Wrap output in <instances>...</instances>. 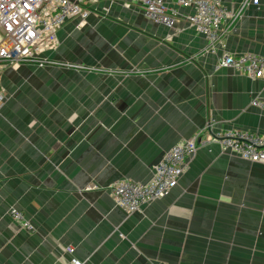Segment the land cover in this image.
<instances>
[{
	"label": "crops",
	"instance_id": "obj_1",
	"mask_svg": "<svg viewBox=\"0 0 264 264\" xmlns=\"http://www.w3.org/2000/svg\"><path fill=\"white\" fill-rule=\"evenodd\" d=\"M223 4L238 16L210 44L185 18L193 8L170 3L180 15L167 27L133 0H97L44 55L81 68L4 71L0 264H264V163L213 138L264 134V107L253 104H264V77L222 64L264 55V0ZM196 137L167 195L132 213L116 205L112 183L148 182L165 153Z\"/></svg>",
	"mask_w": 264,
	"mask_h": 264
},
{
	"label": "built area",
	"instance_id": "obj_2",
	"mask_svg": "<svg viewBox=\"0 0 264 264\" xmlns=\"http://www.w3.org/2000/svg\"><path fill=\"white\" fill-rule=\"evenodd\" d=\"M97 0H0V109L6 94L1 86L4 71L19 64H32L38 67L65 65L81 68L70 63H59L44 55L55 51L59 45L58 31L70 20L80 19L83 23L90 14L92 4ZM145 10L147 17L154 22L173 27L179 12L169 5L174 3L181 8H193V13L185 15L190 26L205 36L210 44L220 38L224 21L236 18L223 4V0H133ZM242 5L259 6L262 0H241ZM222 64L254 78L264 77V55L245 53L239 56L225 55ZM255 105H263L253 101ZM207 128L212 129L209 125ZM214 138L224 149L231 150L242 158L264 163V135L248 131L228 130L214 132ZM197 149L195 140L179 143L163 156L154 167L150 182L138 183L124 180L112 188L113 196L126 211L133 212L144 201L162 197L177 184L183 166ZM11 217L27 231L34 226L25 218L22 211L12 207Z\"/></svg>",
	"mask_w": 264,
	"mask_h": 264
},
{
	"label": "rangeland",
	"instance_id": "obj_3",
	"mask_svg": "<svg viewBox=\"0 0 264 264\" xmlns=\"http://www.w3.org/2000/svg\"><path fill=\"white\" fill-rule=\"evenodd\" d=\"M10 68H11V67H10ZM208 123H209V122H208ZM208 123H207V124H208ZM180 143H183V142H180ZM177 144H179V143H177ZM177 144H175L174 146H176ZM174 146H173V147H174ZM173 147H172V148H173ZM154 167H155V166H154ZM153 174H154V172H153ZM153 174H152V177H153ZM152 177H151V179H152ZM151 179H150L148 182H150ZM124 180H127V179H119V180L115 181L114 183H112V184L110 185L109 188H110V190H111L112 195H113L112 188H113L114 186H116V187L119 186L121 183H123ZM148 182H145V183H148ZM138 183H140V182H138ZM177 183H178V182H177ZM176 185H177V184H176ZM176 185H175V186H176ZM91 188H92V187L89 186V187H87L86 189H91ZM173 188H174V187H173ZM173 188H172V189H173ZM172 189H171V190H172ZM171 190H170V191H171ZM170 191H169V192H170ZM169 192H168V193H169ZM168 193H166L165 195H167ZM165 195H163V196H165ZM163 196H162V197H163ZM113 197H114V196H113ZM162 197H159V198H162ZM159 198H156V199H159ZM156 199H153V200H156ZM114 200H115L116 205L118 206L119 203H118V201L116 200L115 197H114ZM153 200H149V201H144V202H142L139 206H137V208H136L133 212L138 211V210L141 209L144 205H146L147 203L152 202ZM118 207H119V206H118ZM120 208H122V207H120ZM122 209H123V208H122ZM124 210H125V209H124ZM130 213H132V212H130Z\"/></svg>",
	"mask_w": 264,
	"mask_h": 264
},
{
	"label": "bare ground",
	"instance_id": "obj_4",
	"mask_svg": "<svg viewBox=\"0 0 264 264\" xmlns=\"http://www.w3.org/2000/svg\"><path fill=\"white\" fill-rule=\"evenodd\" d=\"M227 67H229V66H227ZM253 101H257L256 99H254ZM207 125H209L212 129H209V128H207V126H206V129L207 130H210L211 132H212V130L214 131V129H213V126L210 124V123H208ZM230 131V130H229ZM236 131H239V130H236ZM214 132H216V133H221L220 131H214ZM214 135V134H213ZM213 138H214V136H213ZM192 140H195L196 141V143H197V149H198V147H199V140H198V137H196V138H194V139H192ZM214 140H216L215 138H214ZM217 142H219L218 140H216ZM220 143V142H219ZM221 145V144H220ZM222 146V145H221Z\"/></svg>",
	"mask_w": 264,
	"mask_h": 264
},
{
	"label": "trees",
	"instance_id": "obj_5",
	"mask_svg": "<svg viewBox=\"0 0 264 264\" xmlns=\"http://www.w3.org/2000/svg\"><path fill=\"white\" fill-rule=\"evenodd\" d=\"M241 131H248V130H241ZM248 132H252V131H248ZM252 133H255V132H252ZM256 134H259V133H256ZM259 135H264V134H259ZM235 153V152H234ZM236 154V153H235ZM238 155V154H237ZM240 156V155H239ZM241 157V156H240ZM242 158V157H241Z\"/></svg>",
	"mask_w": 264,
	"mask_h": 264
},
{
	"label": "clouds",
	"instance_id": "obj_6",
	"mask_svg": "<svg viewBox=\"0 0 264 264\" xmlns=\"http://www.w3.org/2000/svg\"><path fill=\"white\" fill-rule=\"evenodd\" d=\"M139 4V3H138ZM51 52V51H50ZM49 66V65H48ZM44 67H46V66H44ZM181 177V176H180ZM21 211V210H20ZM69 251H73L72 249H69Z\"/></svg>",
	"mask_w": 264,
	"mask_h": 264
}]
</instances>
